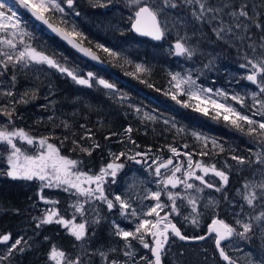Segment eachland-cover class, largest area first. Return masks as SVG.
<instances>
[{
  "label": "snow or ice",
  "instance_id": "obj_1",
  "mask_svg": "<svg viewBox=\"0 0 264 264\" xmlns=\"http://www.w3.org/2000/svg\"><path fill=\"white\" fill-rule=\"evenodd\" d=\"M126 2L133 13L131 17L133 19L132 28L140 35L151 36L152 39L157 41L163 39L167 27L162 21L172 15V10H186L196 25L201 28L207 25L211 28L217 40L225 42L234 40L239 42L240 50H243L245 46L251 50L253 56L250 57L246 53L244 56L246 63L239 65L241 68L246 69L247 72L242 79L247 80L258 89V92L254 91L251 93V99L253 100L251 108L246 104L243 96L232 94L229 97L226 92L220 90H216L213 93V89L198 85L196 79H193L190 74L184 76L180 73H170V85L176 91L174 93L169 91L165 94H170L172 100L185 108L191 107L193 111L200 112L206 116L213 115L214 119L222 118L229 126L248 136L250 142L256 145L255 150H249L251 156H254L255 159H251V156L236 155H232L231 159L236 160L241 165L247 164L249 167L255 164L261 165L257 171L264 173V22L260 19L261 14L255 11L258 6H264V0H260V5H250L248 0H126ZM65 4L67 10L64 6ZM21 10L30 14L34 20L45 25L47 29L73 48H76L77 51L82 52L92 60L99 59L90 48L84 47L83 41L88 38L78 29L76 21L71 18L73 15L76 17L80 16V13L75 10L74 0H0V76L6 75L10 68L12 71L10 84H7L5 90L0 92V98L8 97L11 99L10 104L0 107V116L5 118V123H0V145L7 146L9 164L7 176L12 179H38L41 182H46L43 183V186L47 187L64 186V191L69 192L71 195H76L78 198L86 197V202L88 203L98 201L105 204L109 212L117 209L118 206L119 214L122 218L129 219L130 222L136 221L134 230H125L119 224L113 223L112 226L115 229L113 234L125 241L122 249L125 260L110 259L108 252L98 251L96 254L100 256L101 264H139V262H143V264H162V256L165 251V245L169 241V233L179 237L180 240L187 239L169 218L172 213L179 214L177 199L187 200L188 204L192 206V213L197 212L195 205L198 197L184 196L181 195V191L172 190L179 188L183 192L201 193L205 188H212L217 192H221L228 183V175L223 170L218 169L215 163L208 164L204 161H194L193 156L196 154L207 156L212 154L211 150L217 148L222 152L224 151L223 145H219L215 139L209 140L208 137L193 133L192 135L197 142L203 141L202 149L199 153L180 151L173 145L164 146L172 153L167 158L162 155H152L151 149L144 152L135 151L132 154H129V151H121L118 154L109 151L111 162L102 166L98 173L87 175L79 170L73 171L78 162L62 156L59 148L49 142V137L45 136L37 139L23 129L14 126L15 105L28 102V99H26L28 97L27 92L22 94L19 99L14 98L12 89L15 88L16 84L15 73L17 68H27L32 64L47 65L49 68L71 77L78 85H84L89 88L100 85L104 89L110 90V94H113L114 98L118 99L122 104L128 100V97L126 94H118L115 84L103 78H97L92 72H88L86 77L80 76L77 70L62 65L54 54L50 56L43 50L33 46V44L25 42L23 37L27 36L31 39L32 34L23 26L24 20L20 14ZM253 28L261 33L259 37H256L255 33L252 32ZM76 38H79V40ZM183 40L184 38L178 39L174 44L175 55L187 56V58L191 59L195 54V50L187 47L182 42ZM88 43L92 42L88 41ZM95 47L102 49L114 59L122 58L126 63H132V61L123 57L120 51L99 43ZM149 71L150 69L143 64H135V72L127 74L139 79L141 83H147L142 76L137 74L148 73ZM0 84H5V82L0 81ZM148 86L153 87L152 84H148ZM180 96H187L188 100L182 101L179 99ZM215 97H222L223 100H217ZM227 99L235 101L244 111L238 110L232 104H226L224 100ZM192 100L198 103L193 106L190 103ZM128 107L137 113L141 112L140 108L132 104H128ZM209 109H212L213 112H210ZM256 117H259V119ZM49 119L51 120L52 118L49 117ZM142 119L154 121L157 118L144 112ZM164 123L168 124L169 121L165 120ZM63 127L68 130L70 125L67 122H63ZM81 127L85 126L81 125ZM172 127H175V124H172ZM132 131L133 129L130 126L125 129V132L129 134ZM183 131L184 129L182 128L177 129L178 133H183ZM72 135L75 136V133L73 132ZM112 135L117 134L112 133ZM64 139L67 140L68 137L65 136ZM80 139L93 140L91 130L87 129ZM105 139H110V137L105 136ZM16 140L33 146L35 153L29 154L25 152L14 142ZM128 141L139 148V145L136 144L131 135L128 136ZM118 142L123 143V141ZM72 144L74 146L73 150L79 148L81 152L87 155H91L95 149L100 147L99 143L95 142L91 146H85L76 139L72 140ZM209 144H211V150H207ZM180 147L188 149L189 145L183 144ZM157 151L160 152L162 149H157ZM180 157L184 159L180 160ZM122 158L142 165L145 171H149L150 175H154L157 178L155 181L156 189H146V194L138 197L141 200L151 199L156 202L154 205L143 206L147 208V211H138L134 208L131 198L115 195L114 198L110 199L107 194L105 185L108 180L106 178L110 176L112 178L111 183L116 182L118 172L125 167ZM198 172L200 174H197ZM209 173L219 178L221 181L219 187L205 180V176ZM196 181L199 184L195 183ZM82 183L94 185V187L85 188L81 186ZM244 188L246 193L243 199L246 201L247 206L254 210L257 206L254 204V201H256L262 208L258 215L246 213L247 219L255 222L264 221V178L258 183L246 181ZM162 195L167 196L168 201L171 202L170 205L161 200ZM225 198L227 199V197ZM45 202L47 203V201ZM209 203L212 204L213 202L210 201ZM73 207H75L76 212L82 215L86 211L84 204L80 203L79 199ZM169 207L171 212H165V209ZM161 212H164L163 216H161ZM234 214L237 217L236 226H231L223 220L213 219L212 224L219 225V227L209 228L210 233L214 232L216 234L215 247L220 259L225 261L226 264H235V262L227 254L226 247L222 245V242L229 240L233 236H238L241 240L248 239V234L253 232L254 227L253 223L245 222L241 213ZM152 216L156 217L155 220L144 218ZM185 220L188 221L189 217H185ZM51 223L61 224L68 228L72 221H67L60 217L55 210L46 209L45 214L37 221L36 227L40 228ZM96 223H99V218ZM190 223L198 226V218L192 217ZM258 226L264 230V224H258ZM69 232L76 241H84L86 238L85 223L74 224L69 229ZM147 236L152 237L151 242L146 240ZM197 239L204 240L206 237L200 236ZM10 240V234L0 235V245L5 246L3 251L0 252V262H3V264H10L11 257L15 252L24 251V248L19 246L22 243H27L23 237L17 238L13 243L9 244ZM131 240H137L144 249L151 253V256L141 255L138 262ZM118 250L112 248L109 251L116 252ZM85 254H90L86 248L82 250L80 255L71 257L64 251L53 247L51 258H59L63 260L64 264H84L83 256ZM248 264H264V256L259 261L249 259Z\"/></svg>",
  "mask_w": 264,
  "mask_h": 264
},
{
  "label": "rangeland",
  "instance_id": "obj_2",
  "mask_svg": "<svg viewBox=\"0 0 264 264\" xmlns=\"http://www.w3.org/2000/svg\"><path fill=\"white\" fill-rule=\"evenodd\" d=\"M89 1L101 4L103 0ZM119 1L120 6L124 5L128 10H131L126 0ZM248 2L250 5H260V0H248ZM65 8L67 10L66 6ZM260 10L261 6H258L255 9L257 13H259ZM260 16L264 22V15L261 14ZM131 17L132 15H130V21ZM162 22L166 24L167 31L164 38L159 43H156L155 47H153V50L155 51H152V54L158 61L159 58H161L160 61L164 64L165 86L163 88V93L160 97H157L158 100L145 99L139 101L136 100L132 103L127 101L124 102L125 107H128V104H132L141 109V112L137 113L129 107L133 114L130 119L132 121H136L133 125L134 132H131L130 134L126 133L124 138L118 140L123 141V143L117 141L114 148L111 149V147H106L102 157L99 159L100 161L96 164V170L91 171L86 169L83 172L87 175L98 173L102 166L111 162L109 151L117 154L121 151H129V154H132L135 151L144 152L151 149L152 155H162L164 158H167L171 156L172 153L164 146L175 145V147L180 149V151L199 153L202 149L203 141L197 142L192 134L198 133L211 140L212 138L208 136V131L214 133L218 136V139H216L217 143L219 145H223L224 151L221 152L219 148L211 150V144H209L207 150H211L212 154L207 156H200L196 154L193 156V160L204 161L208 164L215 163L218 169L223 170L228 175V183L223 187L221 192H217L212 188H205L201 193L191 191L183 192L179 188L172 190L181 191V195L184 196L198 197L195 205L197 212L192 213V206L188 204L187 200L177 199L176 203L179 205V214L172 213L169 218L178 226V228H180L182 232L194 237L193 235H196L198 231L200 232L205 225L213 219L223 220L231 226H236L237 217L234 213H241L245 222L253 223V232L249 233V238L244 240H241L238 236H233L227 243L224 244V246L226 247L227 254L239 264H248L249 259L259 261L260 258L264 256V230H262L258 224H264V221H249L245 214L252 213V215H258L262 211V208L256 201H254V204L257 205L255 209L253 210L249 208L246 201L243 199V196L246 193L244 188L245 182L252 181L258 183L262 178H264V173L257 171L261 165L255 164L252 167H249L247 164L241 165L236 160L231 159L232 155L250 157L251 153L249 150H255L256 145L250 142L248 136L229 126L222 118L214 119L213 115L206 116L200 112L193 111L191 107L185 108L181 104H177L174 100H172L170 94H165L169 91L172 93L176 91V89L172 88L170 85V73H180L184 76L190 74L193 79H196L198 85L213 89V93L216 90H220L226 92L229 97L232 94H239L243 96L246 104L249 108H251L253 104L251 93L254 91L258 92V89H256L254 85L248 84L244 81V79H242L247 72L246 69L241 68L239 65L246 63L244 59L246 53L250 57L253 56V53L250 49H247L246 46L243 50H240L239 42L237 41L229 40V42H225L217 40L216 36L212 33L211 28L207 25L202 28L199 25H196L191 15L186 10H172V15ZM76 23L78 25V29L81 30L80 20H77ZM181 38H184L182 42H184L187 47L195 50V54L191 59L187 58V56H179L177 58L171 57V44L176 43L177 40ZM159 52L160 56L158 57L157 54ZM130 61H132L134 66L135 64H142L137 60L130 59ZM23 70H29L28 73H30L31 78L34 77L38 79L41 84H46L48 82L50 79V73L52 72H55L57 75L62 74L53 68H49L47 65L32 64L27 68L18 67L15 75L19 76L20 72ZM38 75L39 77H37ZM100 77L102 78V76ZM106 80L115 84L113 82V80H115L113 76H109ZM44 90H47V88L44 87ZM0 92H3V89L0 90ZM104 94L105 96L115 99L113 94H110V90L108 89H104ZM118 94L120 93L118 92ZM215 98L217 100H223L222 97ZM16 99H18V97ZM179 99L187 101L188 97L180 96ZM224 102L226 104H232L238 110L244 111V109H241L239 104H236L235 101L231 99L224 100ZM190 103L195 106L198 102L192 100ZM209 111L213 112L212 109H209ZM144 112L154 115L157 119L154 121L142 119ZM181 115L185 117V121H180L179 116ZM256 118L259 119V117ZM0 119L4 120L5 118L1 116ZM165 120L169 121V123L165 124ZM188 121H190V124ZM172 124H175V127H172ZM178 128L184 129L183 133H178ZM131 134L132 137H134L133 140L139 145V148L128 141V136ZM147 138H160L162 142H155L158 147L157 149L165 148V150L158 152L157 149L154 150V147L152 146H145L144 142ZM160 144H162V146H160ZM183 144H188L189 148H181L180 146ZM20 147L25 152L33 154L29 148ZM2 149L5 150L4 157L9 170L7 146L5 145V148ZM179 159L183 160L184 158L180 157ZM251 159L254 160L255 157L251 156ZM122 160L125 163V167L118 172L116 182L111 183L112 178L110 176L106 178L108 180V183L105 185L107 194L110 199L114 198L115 195L131 198L134 208L138 211H147V208L143 206L154 205L156 202L151 199L141 200L138 199V197L144 196L146 194V189L155 190V181L157 178L154 175H150L149 171H145L142 165L135 164L126 158H122ZM197 174L200 173L198 172ZM12 180L24 181L25 179ZM36 180L39 181L38 179ZM205 180L214 183L217 187L221 185L219 178L214 176L212 173L205 176ZM195 183L199 184L198 181ZM81 186L85 188L94 187V185H88L87 183H82ZM63 187L64 186H60L59 188L63 190ZM201 187L203 186L201 185ZM225 197H227V199ZM78 199L80 203L84 204L86 209H88L89 205L92 203L97 204L99 206L100 213L96 218H94V216L90 214L87 216V212L86 215H84L86 221L81 222L85 223L86 239L90 241L86 248L87 252L90 254L83 257L84 264H101V258L98 254H96L98 251L108 252L110 259L124 261L125 257L122 249L125 241L113 234L115 229L112 225L115 222L125 230H134L136 221L130 222L129 219L122 218L119 214L118 206L117 209L109 212L105 204L98 201L88 203L86 202V197L78 198L76 195H71V207L69 206L71 209L68 208L70 211L68 213L67 221H72V223L68 225V228L60 225V229L69 233L71 236L70 241H73L76 244L78 241H76L74 236L70 234L69 229L72 228L74 224L78 225V220L82 217V214L76 212L75 207H73ZM161 200L166 204H171L166 195H162ZM210 201L213 203L210 204ZM60 210L61 207L56 211L59 215L61 213ZM165 212H171V208H166ZM162 215H164V212H161V216ZM185 217H189V220L186 221ZM192 217L198 218V226H194L190 223ZM98 218L99 223H96ZM144 218L155 220L156 217L152 216ZM92 219L93 224L87 223ZM95 226L96 228H94ZM15 239H17V237L13 236V239L9 241V244L13 243ZM146 240L149 241L148 236L146 237ZM175 243L170 242L165 248L162 256V264H220L218 260L215 261L216 258L214 252L212 251V238L208 239L207 242L190 246ZM131 244L138 262L141 255L150 257L149 252L144 249L137 240H131ZM0 247L4 249L5 246L0 245ZM112 248L119 250L116 252H110L109 250ZM55 261L56 264H64L63 260H60L59 258L55 259ZM139 264H143V262H139Z\"/></svg>",
  "mask_w": 264,
  "mask_h": 264
},
{
  "label": "trees",
  "instance_id": "obj_3",
  "mask_svg": "<svg viewBox=\"0 0 264 264\" xmlns=\"http://www.w3.org/2000/svg\"><path fill=\"white\" fill-rule=\"evenodd\" d=\"M74 5L80 16L73 15L72 19L80 20V29L82 30L80 31L88 38L83 41L84 46L90 48L97 55L108 67V71L80 61L55 38L45 35L41 28L32 23L21 11L20 14L24 20L23 26L32 34L31 39L27 36L23 37L25 42L33 44L50 56L54 54L62 65L71 66L68 68L77 70L80 76L86 77L88 72L94 73L97 78L102 76L105 80L109 76H113L116 89L121 95H127L129 103L145 99L158 100L157 97L161 96L165 86L164 64L161 63V58L158 61L152 54V51H155L153 47L156 43L134 37L130 33L128 26L132 10H128L124 5L120 6L119 0H103L101 4L89 0H74ZM259 13L264 15V6H261ZM260 19L262 21L261 16ZM252 32L256 37L261 35L255 28L252 29ZM76 39L79 40V38ZM88 41L92 43H88ZM97 43L120 51L127 60H137L149 68L148 73L137 74L142 76L147 83H141L139 79L127 74L135 72L133 63L129 64L122 58L114 59L108 56L102 49L95 47ZM157 55L159 57L160 52ZM28 72L29 70H23L19 76H16L15 88L12 89L15 99L17 97L19 99L25 92L28 93L27 103L15 105L16 115L13 117V124L34 138L49 137V142L59 148L62 156L78 162L73 171L96 170V164L100 161L105 148H114L117 141L126 136L125 129L129 126L133 129L136 121L130 119L133 116L131 109L125 107L124 103L122 104L118 99L105 96L102 86L96 85L89 88L78 85L71 77L64 74L57 75L55 72L50 73V79L46 84H41L38 79L31 78ZM11 75L10 68L6 75L0 76V81L5 82V84H0V90L4 91L6 85L10 84ZM148 84H152L153 87H149ZM44 87L47 90H44ZM10 103V98H0V107ZM49 117L52 119L50 120ZM63 122L70 125L68 130L64 129ZM0 123H5V119H0ZM188 123L190 124V121ZM81 125L85 127L82 128ZM87 129L91 130L93 140L80 139ZM73 132L75 136L72 135ZM112 133L117 135H112ZM65 136L68 137L67 140L64 139ZM105 136H109L110 139L106 140ZM212 136L218 139L215 134ZM73 139L85 146H91L93 142L99 143L100 147L95 149L91 155H87L79 148L73 150ZM14 142L18 146L29 148L33 154L35 153L33 146L21 143L19 140ZM155 142L160 143L162 140L147 138L144 145L157 149ZM2 148H5V145H0V235L10 234L11 239L13 236L23 237L27 242L19 246L23 247L24 251L15 252L11 257L10 264H56L55 259L51 258L53 247L64 251L71 257L80 255L90 243L88 239L85 238L84 241L77 244L70 241L69 233L60 229L61 224L57 223L36 227L37 221L45 214L46 209L57 211L61 207L59 216L67 220L69 209H71L69 208V206L71 207L70 193L56 186H43V183L46 182L36 179L24 181L10 179L7 177L5 150ZM164 150L165 148H162V151ZM91 211L94 218L100 214L98 213L99 206L92 203L78 222H85L84 215L88 212V216ZM87 223L93 224V219ZM181 234L188 238L192 237L185 232H181ZM171 242L175 243L173 239ZM2 251L3 249L0 247V252ZM212 251L214 252L213 246ZM86 256L87 254L83 257Z\"/></svg>",
  "mask_w": 264,
  "mask_h": 264
},
{
  "label": "water",
  "instance_id": "obj_4",
  "mask_svg": "<svg viewBox=\"0 0 264 264\" xmlns=\"http://www.w3.org/2000/svg\"><path fill=\"white\" fill-rule=\"evenodd\" d=\"M66 6V4H65ZM67 7V6H66ZM22 11V10H21ZM22 13L32 22L34 23L36 26H38L39 28H41L42 32L47 35L48 37H52V38H55L58 42H60L66 49H68L73 55L76 56V58H78L80 61L82 62H86L88 63L89 65L95 67V68H98V69H102V70H105V71H108V67L102 62L101 63V60L98 59V60H92L90 57L84 55L82 52L80 51H77L76 48H73L70 44H68L66 41L62 40L59 36H57L55 33H52L49 29H47V27L43 24H41L39 21H36L34 20V18H32L30 16V14H27V13H24L22 11ZM133 16V14H132ZM132 23H133V19H131L130 23H129V26H128V29L130 31V33L134 36V37H137V38H141V39H145V40H148L150 42H159L157 40H154L152 39L151 36H146V35H140L139 33H137L135 30H133L132 28ZM174 44L175 43H172L171 44V47H172V58H177L178 56L175 55V49H174ZM85 47V46H84ZM87 48V47H86ZM94 53V52H93ZM95 54V53H94ZM96 55V54H95ZM97 56V55H96ZM247 81V80H246ZM248 82V81H247ZM250 83V82H249ZM212 221L211 220L209 223H207L205 225V229H204V233L201 235V236H205L206 239L204 240H200V239H197L198 237H192V238H188L185 239V240H180L179 237H176L175 235H172L171 233H169V235L171 236V238L177 242V243H180V244H183V245H196V244H200L202 242H205V240L209 239L210 237H213V249H214V252H215V257L217 258V260L221 263V264H226L225 261L221 260L220 257H219V253L218 251L216 250V247H215V243H214V240H215V233L212 232L210 233L209 232V228L210 227H219V225H213L212 224ZM200 237V236H199ZM148 239H149V242L152 241V237L151 236H148ZM229 240H226V241H223L222 242V245L227 243ZM166 247V245H165ZM149 256H151V253L149 252ZM232 259V258H231ZM232 261L235 262V264H239L238 262H236L235 260L232 259Z\"/></svg>",
  "mask_w": 264,
  "mask_h": 264
},
{
  "label": "flooded vegetation",
  "instance_id": "obj_5",
  "mask_svg": "<svg viewBox=\"0 0 264 264\" xmlns=\"http://www.w3.org/2000/svg\"><path fill=\"white\" fill-rule=\"evenodd\" d=\"M160 42V41H159ZM159 42H156V43H159ZM172 54V53H171ZM171 57H172V55H171ZM179 57V56H178ZM244 81L246 82V83H248V84H251V83H249V82H247L245 79H244ZM179 118H180V121L182 122V121H185V117L184 116H179ZM214 133H211V132H209L208 131V136L210 137V138H212V139H215L212 135H213ZM216 140V139H215ZM222 140V139H221ZM175 146V145H174ZM163 216V215H162ZM177 228H178V226H177ZM179 230H180V228H178ZM204 229H205V227L199 232L198 231V233L196 234V235H193V236H196V237H199V236H201L203 233H204ZM181 231V230H180ZM182 232V231H181ZM200 234V235H199ZM190 238H192V237H190ZM210 238H212V246H213V237H210ZM209 238V239H210ZM171 236L169 235V241H168V243L166 244V247H167V245L171 242ZM208 240V239H207ZM206 241V240H205ZM177 243V242H176ZM203 243V242H202ZM199 244V243H198ZM224 245V244H223ZM188 246H190V245H188ZM165 247V248H166Z\"/></svg>",
  "mask_w": 264,
  "mask_h": 264
},
{
  "label": "bare ground",
  "instance_id": "obj_6",
  "mask_svg": "<svg viewBox=\"0 0 264 264\" xmlns=\"http://www.w3.org/2000/svg\"><path fill=\"white\" fill-rule=\"evenodd\" d=\"M141 39V38H140ZM144 146V145H143ZM155 149V148H154ZM90 211V210H89ZM99 213V212H98ZM97 214V213H96ZM90 215H91V213H90ZM76 247V246H75Z\"/></svg>",
  "mask_w": 264,
  "mask_h": 264
}]
</instances>
